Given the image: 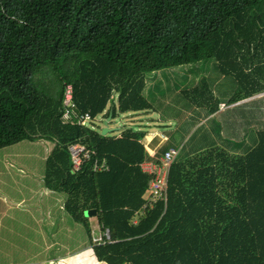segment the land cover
<instances>
[{
    "label": "trees",
    "instance_id": "trees-1",
    "mask_svg": "<svg viewBox=\"0 0 264 264\" xmlns=\"http://www.w3.org/2000/svg\"><path fill=\"white\" fill-rule=\"evenodd\" d=\"M204 60L237 94L223 100L205 82L182 92L199 130L218 126L180 151L166 200L145 208L141 163L176 147L171 136L151 160L145 131L104 136L96 120L157 114L146 75ZM237 110L240 137L223 136L216 117ZM85 114L92 124H77ZM23 141L54 144L45 186L66 195L99 263L264 264V0H0V149ZM76 144L91 156L74 172ZM90 211L114 243L94 245Z\"/></svg>",
    "mask_w": 264,
    "mask_h": 264
},
{
    "label": "rangeland",
    "instance_id": "rangeland-1",
    "mask_svg": "<svg viewBox=\"0 0 264 264\" xmlns=\"http://www.w3.org/2000/svg\"><path fill=\"white\" fill-rule=\"evenodd\" d=\"M146 81L148 85L146 98L157 107L158 111L157 114L150 113L149 115L154 120L163 118V122L154 123L156 126L153 127V130L159 133L163 132L169 138L171 136V142L185 154H189V148H192L200 141L199 138L202 137L205 128H211V131H213V127L216 128L218 125L211 121L199 130L201 120L198 121L196 115H191V117L185 115V107L189 104V101L186 98H181L182 92L192 90L200 83L205 82L215 93L220 92L223 100H229L230 97L237 94V86L232 83L231 79L222 76L217 70L214 60H204L188 66L163 70L154 74L150 73L146 75ZM173 102L178 105L175 106ZM111 108L112 106L109 105L107 110ZM222 110L225 109L222 108ZM238 115L239 112L237 110L234 114L231 112L227 116L216 117V122L221 124L219 126H223V136H228V127L231 131L235 130L237 138L240 137L237 133L239 130L240 132L243 130L242 128L239 129V126L237 127L238 121L233 119ZM103 119V116H99L96 120L97 125L102 129L107 121ZM127 125H130L129 118L120 116L116 120L110 121L107 125L108 127L106 126L111 130L106 135L117 136ZM186 144L187 147H185ZM51 149H53L52 143L47 141H23L0 149V191L18 189L32 180L33 186L28 188V195L33 196L36 202L41 195L36 196L35 190L41 186L40 180L46 174V159L50 155ZM22 165L25 167L24 171H21ZM49 196L60 199L58 205L56 203L52 204L55 199H51L50 208H53L54 211H61V199L63 198L66 201V195L52 191L49 192ZM33 205L36 206L34 203ZM54 206L56 207L54 208ZM66 218L68 222L72 223L68 215ZM89 220L92 224H97L94 216H91ZM70 223H66L67 247L74 245V243L78 244L83 239L89 241V237L84 232L82 225L73 226ZM73 227L76 229L71 231ZM68 229H70V232ZM67 234L72 239H67ZM100 236H102L101 232Z\"/></svg>",
    "mask_w": 264,
    "mask_h": 264
},
{
    "label": "crops",
    "instance_id": "crops-1",
    "mask_svg": "<svg viewBox=\"0 0 264 264\" xmlns=\"http://www.w3.org/2000/svg\"><path fill=\"white\" fill-rule=\"evenodd\" d=\"M124 117L130 120V125L125 127L146 132L142 143L151 160L159 158L160 156L155 157L154 154L169 137L163 132L154 131L153 127L156 126L155 122L163 121L154 120L149 114ZM123 130L117 136H120ZM52 146L54 148L53 143ZM24 168L22 165L21 171H24ZM40 182L41 186L35 190V195L41 197L36 202L33 196L28 195V188L33 186L32 180L18 189L0 191V264H104L99 263L90 238L89 241L83 239L78 244L67 247L66 223L70 222L66 218L69 214L64 209L65 200L61 199L63 211H54L50 205L51 199L55 198L49 196L52 191L45 186V176ZM59 202L60 199L56 198L52 204L58 205ZM69 218L73 223H70L71 225L78 224L70 216ZM89 222L92 240L98 239L100 232L102 233L98 221L97 224H92L90 220ZM75 229L73 227L71 231ZM68 231L70 232V229ZM84 232L86 233L85 228ZM67 236V239H72L69 234Z\"/></svg>",
    "mask_w": 264,
    "mask_h": 264
},
{
    "label": "built area",
    "instance_id": "built-area-1",
    "mask_svg": "<svg viewBox=\"0 0 264 264\" xmlns=\"http://www.w3.org/2000/svg\"><path fill=\"white\" fill-rule=\"evenodd\" d=\"M64 112L62 115V119L64 121H71V110L74 108V104L72 103V89L70 86H67L64 90ZM93 119L89 114H85L81 116L77 120V124L88 126L92 124ZM69 153L72 159V169L74 172L78 171L80 165L83 161L88 160L91 156L90 151L85 149L84 147L76 144L72 145L69 148ZM181 149L178 147H170L165 151V153L159 158L157 161H144L141 163V168L144 173H147L151 176V180L149 182V198L147 204L145 206H152V203L156 201H165L166 200V191L167 186L169 185V175L171 165L179 156ZM104 167H106V163H102ZM95 168H101L98 162H96ZM134 224L138 223V217L134 218ZM112 240V234L110 229H106L102 236L98 239L93 240L94 245L108 244L114 243Z\"/></svg>",
    "mask_w": 264,
    "mask_h": 264
},
{
    "label": "water",
    "instance_id": "water-1",
    "mask_svg": "<svg viewBox=\"0 0 264 264\" xmlns=\"http://www.w3.org/2000/svg\"><path fill=\"white\" fill-rule=\"evenodd\" d=\"M110 121V119H108L106 122H105V127H104V129L102 130V135H104V136H106V134H108L111 130L109 129V128H107L106 126L108 125V122ZM92 214H95V212L93 211V212H88V213H86V215H88V216H90V215H92Z\"/></svg>",
    "mask_w": 264,
    "mask_h": 264
},
{
    "label": "clouds",
    "instance_id": "clouds-1",
    "mask_svg": "<svg viewBox=\"0 0 264 264\" xmlns=\"http://www.w3.org/2000/svg\"><path fill=\"white\" fill-rule=\"evenodd\" d=\"M89 125H90V124H89ZM89 125H88V126H89Z\"/></svg>",
    "mask_w": 264,
    "mask_h": 264
}]
</instances>
